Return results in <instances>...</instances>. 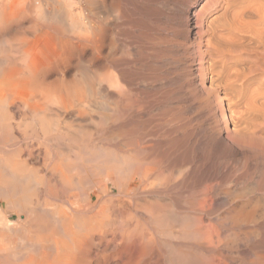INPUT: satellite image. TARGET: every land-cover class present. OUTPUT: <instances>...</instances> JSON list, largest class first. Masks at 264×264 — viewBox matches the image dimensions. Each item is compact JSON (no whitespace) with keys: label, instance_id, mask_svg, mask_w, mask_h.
Segmentation results:
<instances>
[{"label":"bare ground","instance_id":"bare-ground-1","mask_svg":"<svg viewBox=\"0 0 264 264\" xmlns=\"http://www.w3.org/2000/svg\"><path fill=\"white\" fill-rule=\"evenodd\" d=\"M0 264H264V0H0Z\"/></svg>","mask_w":264,"mask_h":264},{"label":"rangeland","instance_id":"rangeland-1","mask_svg":"<svg viewBox=\"0 0 264 264\" xmlns=\"http://www.w3.org/2000/svg\"><path fill=\"white\" fill-rule=\"evenodd\" d=\"M41 4H42L41 7H45V6H46L43 2H41ZM41 4H39V5H41ZM38 156H39V157H38ZM43 156H44V155H35V156H33V157L30 158V159H31V164H30V166L33 168V170H32L33 172H34V170H35L34 173H36L38 170H40V171L43 170L42 173H40V171L36 173V177L38 178V176H39V178L41 177V179L44 178V177H46V176L48 177V176H49V173H50V171L46 170V168L43 166V162L45 161V160L42 158ZM37 157H38V158H37ZM35 158H36V159H35ZM39 158H40V159H39ZM41 158H42V159H41ZM44 158H45V157H44ZM37 159L40 160V161H37ZM32 160L35 161V163H36V162H37V163L35 164ZM38 162H39V163H38ZM40 164H42V165H40ZM33 166H34L35 168H34ZM36 166H38V167L36 168ZM39 166H40V167L42 166L41 169H40ZM31 167H30L29 171H31ZM42 168H43V169H42ZM44 169H45V170H44ZM36 170H37V171H36ZM44 172H46V173H44ZM30 173L33 174L32 172H30ZM34 175H35V174H34ZM42 175H43V176H42ZM41 190H43V189H41ZM37 192L39 193L40 191H37ZM40 193H42V192H40ZM44 195H45V194H43V196H42V195L40 196V194H39V197H38V194H37L36 191H35L34 194L31 193V199H30V200L32 201V203H33V201H36V200H38V201H36L37 204H38V202H39V204H40V203H43L44 200L46 199V198H45V199L43 200ZM37 197H38V198H37ZM40 197H42V198H40ZM34 198H35V199H34ZM39 198H40V199H39ZM41 199H42V200H41ZM39 200H41L42 202L39 201ZM36 203L34 202V204H36ZM126 203H127V204H126ZM115 204H116V205H115ZM118 204H119V205H118ZM114 205H115V206H114L115 210H116V211L118 210L117 212H118V213H121V215H126V214L128 215V213H129V214L132 213V210H131L132 207H131V205H130V203L128 202L127 199H123V200H122L121 198H120V199L117 198V199L115 200ZM125 205H126V206H125ZM129 205H130V206H129ZM124 206H125V207H124ZM127 206H128L129 208H127ZM117 207H118V208H117ZM120 207H121V208H120ZM130 207H131V209H130ZM119 208H120V209H119ZM123 208H124V210H122ZM126 210H128V211H126ZM121 211H122V212H121ZM123 213H125V214H123Z\"/></svg>","mask_w":264,"mask_h":264}]
</instances>
